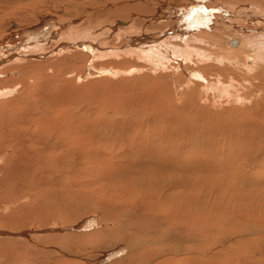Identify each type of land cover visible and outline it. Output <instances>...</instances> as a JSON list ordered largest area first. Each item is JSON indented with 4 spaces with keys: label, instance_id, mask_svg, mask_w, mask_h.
<instances>
[{
    "label": "rangeland",
    "instance_id": "rangeland-1",
    "mask_svg": "<svg viewBox=\"0 0 264 264\" xmlns=\"http://www.w3.org/2000/svg\"><path fill=\"white\" fill-rule=\"evenodd\" d=\"M76 1L12 0L11 4L4 5L5 8L0 4V39L11 32L37 27L45 17L58 19L76 14L81 7L79 4L88 2ZM99 1L109 4L106 9L111 8L108 14L111 22L122 15L126 19L124 28L129 27L134 18L136 27L145 26L143 23L147 17L143 14L146 12L140 4L148 0H136V6L124 4L125 0H89V4L97 5ZM162 1L157 3L167 6L162 11L169 12V21L163 18L168 29L172 27V18L176 17L179 25L188 24L194 29L191 22H200L205 15L210 25L215 19H223L217 24L227 27L232 23L229 28L236 25L238 31L234 33L240 36L251 34L260 37L264 34V23L256 24L244 21L245 17H238L236 24L228 20L229 10L217 6L215 0ZM171 5L174 8L179 5L184 9L194 8L188 11L189 14L178 13L177 9H171ZM138 15L141 17L137 18ZM188 19L191 22L187 23ZM43 28L46 26L40 31H44ZM130 35L128 33L122 43ZM9 38H13L12 35ZM233 39L239 40V37L229 40ZM151 40L161 38L155 35ZM43 43L49 49L45 51L48 55L44 54L43 59H32L41 62L38 64L44 67L42 75L35 74V79L23 84L19 82L18 65H12L14 68L0 74L1 80L10 79L19 84L17 92L22 90V85L30 88L31 105H43L35 114H38L39 121L43 119L44 125H31L27 130L29 138L34 139V145L41 150H37V156L29 159V163L26 161L31 166L27 179H15L20 180V184L12 180L10 184L14 181L12 185L16 188L9 187L12 193L15 192L14 196L19 188L17 196L26 190L29 194L37 189L39 194L48 192L44 199H27L31 202V206L29 202L26 205L29 209L23 208L22 215L19 211L18 214L14 212L16 215L13 213V217L25 225L42 223L45 227L50 220L56 219L63 237L56 242L54 238L46 240L45 236L42 237L44 241L52 242L50 247L41 238L21 240L16 246L23 249L17 252L27 251L28 255H37V260L47 264H264V75L261 80H254L255 70L249 76L253 77L252 82L246 86L239 82L246 74L231 70L238 84L235 82V87L228 89L229 96L218 94V97L210 86L208 94L200 90L203 85L212 83L205 75L212 78L213 73L209 72L214 70H207L206 74L182 70L185 75L181 71L178 74L174 71V74L171 70L148 67L114 77L103 69L99 70L103 65V68L112 66L106 60L92 68V72L98 74L84 75L85 53L57 56V50L54 54L52 52L51 43ZM99 48L97 52H107L105 46ZM169 48L173 55V48ZM183 52L190 57L195 56L190 51ZM252 61L247 60V64L251 65ZM129 63L122 64L123 69H128ZM258 67H264V62ZM228 71H215L221 84L230 78L231 72ZM238 75L242 77L239 79ZM242 90L243 95L247 94L250 99L239 97V101H235V94ZM213 97L218 99L209 101L208 98ZM11 116L17 119L23 113L13 110ZM61 171L62 179H67L63 185H72L69 195L73 198L62 186L46 184L47 187L43 185L40 190L37 186V180L43 178L44 182H49L54 179L52 176L58 178ZM49 173L52 176L46 175ZM34 184L36 190L30 187ZM26 185L30 188L26 189ZM36 206L41 210L35 209L40 218L32 220L36 212H31ZM27 212L31 213L30 216ZM41 214L45 217L42 218ZM21 217L30 222L26 223ZM74 218L83 225L77 222L81 227L74 226L73 235L66 236L70 232L65 223ZM33 241L38 244L33 246ZM56 247V250H51Z\"/></svg>",
    "mask_w": 264,
    "mask_h": 264
},
{
    "label": "bare ground",
    "instance_id": "bare-ground-1",
    "mask_svg": "<svg viewBox=\"0 0 264 264\" xmlns=\"http://www.w3.org/2000/svg\"><path fill=\"white\" fill-rule=\"evenodd\" d=\"M78 1L80 2V0H77L76 2H78ZM118 1L119 0H117V2ZM125 1L126 2H124V4H126V5H128V4H135V6L137 5L136 0H125ZM139 1H143V0H139ZM159 1L160 0H148L143 4H140V6L146 12L144 14L142 13L143 15H146L144 17H147V20L144 21V23H143L145 26L136 27V21L134 20L136 18L132 17L134 19L130 22V24L129 23L125 24V26L128 24L130 26L127 28H124L123 22L126 19L122 15L121 16L119 15L120 17H117V19H121L118 21L119 25H117L116 24L117 19L114 22H111L110 20H108V14H110L109 10L111 8H108V9H106V8L109 7V4L107 5L105 3H101L100 1H99L100 4H97V5L91 4V3L89 4V0H88V2H86V3L83 2V4H79L81 7H79V9H77L76 14H72V15L69 14V15H67V17L66 16H64V17L58 16V17H60L58 19H56L57 17L56 18L45 17L44 19H41L39 21L40 25L37 27H32L31 29L17 31V32L16 31L11 32L8 36H4L3 39H0V74H2L1 71L10 70L11 68H14L15 66L18 65V71L20 73L19 82H22L23 84H26L31 79H35V76H34L35 74L42 75L41 73L43 72L44 67L42 65L38 64L41 62H39V61L36 62V61H33L32 59H36V60L41 59L44 54L48 53V52L47 53L45 52V51H49V49L46 48V46H44V43H43V41H44L45 43H47V42L49 44L51 43V47H53L52 52L54 54L56 52L55 50H57V52H58V53L56 52L57 56H61V55L64 56V54H67V55L68 54H78V55H80V54L85 53L83 55V60L85 61V59H86V66H85V70L83 72L84 75L98 74L99 72H97V73L92 72L93 71L92 68L96 64H98L99 62L106 61V60L111 62L112 66L110 64L106 68H103V66H104L103 65V66H100L101 68L98 67L97 69L100 68L99 69L100 71L104 70L105 73L111 74L112 76L114 75V77H115V75H117L119 73L125 74L126 72H129L131 74L132 72H136L138 70H143L144 68H148V67L149 68L152 67L154 69L156 68L155 70H159V68H160V70L162 69V71L163 70H171V72L175 71L176 73L181 71L185 75H186V73L183 72L182 70L195 71V72L199 71L200 73L204 72V74H206L207 70H214V72H209L210 74L213 73L212 78L210 77V75H205L207 77V80L209 79V81L212 83H209L210 85L208 83L205 86L203 85L204 88H202L203 86L202 87L199 86V87H200V90L204 91V92H207V90L209 91L210 89H212L213 91H216L215 95L216 94L217 95L218 94L227 95V93L230 91V89L233 88L232 86L235 84V82L237 80L235 79L236 75L234 76L231 70H238V72L246 74V75H244L243 79H240L241 75L240 76L238 75L239 79H240L239 82L244 83L246 86L249 85L250 82H252L253 77L251 78L249 76H251L255 70H256V72H255L256 77L254 78V80H261V78L264 75V67H262L260 69L258 67V64L260 65L264 62V34H262L260 37H256V36L251 35V34L240 36L239 34L234 33V31H238V29H236V27H237L236 25L234 27L229 28V25L232 24L230 22H229L230 24L228 25V27H227V25L225 26L222 23L217 24V22L218 23L222 22L223 19H218V20L215 19V22H212L210 25V24H208V20L205 18L206 17L205 15H203L202 18L199 17L201 19L200 22H191L190 19L187 20V23L191 22L193 24L192 26H194L193 27L194 29H191L190 26H188V24L187 25L186 24L179 25L177 22L178 18L176 17L174 19V18H172L173 16L171 15L173 23H171L172 27L170 26L171 28L168 29L167 23L166 24L163 23V20H164L163 18H167V19H165V21L166 20L169 21V16H168L169 12L164 11L165 12L164 13L162 11L167 6L161 4V2L157 3ZM208 1L211 2L212 0H208ZM228 1H229L228 3H226L225 0L224 1L215 0V2H214V3L218 2L217 6H219V5L223 6L222 7L223 9H228L230 11V12L227 11V13H228L227 15H230V16H228V20H233L235 22L236 18H238V17L244 18L245 17L244 21L249 20L253 23L256 22V24L264 23V0H228ZM162 2H165V1H162ZM11 3H12V0L11 1L0 0V4H3V8H5V6H4L5 4H11ZM178 3L180 4V2H178ZM183 4H185V3H183ZM191 4H193V3H190V5ZM180 6L181 5L177 6L176 8H174V6H172L171 9H177L178 13L184 12V13L189 14L188 11L189 10L192 11L194 8L193 7L192 9L191 8L184 9V8H180ZM132 7H133V9H135L134 6H132ZM195 7H196V5H195ZM0 8H1V6H0ZM118 8H120V7H118ZM129 8H127V9H129ZM138 8H139V6H138ZM139 9H141V8H139ZM152 10H155V11H152ZM130 13H132V12H130ZM114 14H116V12ZM117 14H116V16H117ZM130 16H131V14H130ZM138 17H141V16L138 15L137 18ZM141 20H143V19H141ZM115 25L120 27L121 32L119 31V29ZM157 25H162V26L159 28H156ZM45 26H46V28H43L44 31H42V30L40 31V29H42V27H45ZM51 26H52V28H51ZM147 28L151 29L152 31L153 30H155V31L150 32L149 30H147ZM224 31H225V33H224ZM128 33L131 35L125 39L126 41L124 43H122L124 40L123 38L127 37ZM11 35L13 38H9ZM155 35L157 37H160L161 40H156V41H153L155 39L151 40ZM203 37H206L208 39L203 38ZM231 37H239V40H234V39L229 40ZM204 39H206V41H203ZM14 40H17V41H14ZM111 40H113V41H111ZM164 42H166V44ZM237 43H240V44L238 47H235L237 45ZM196 44L198 46L200 45L201 48H205V49L198 48L196 46ZM166 45L173 48L172 49L174 52L173 55H172V52H170V48L167 47ZM76 46H78V47L76 48ZM99 46L100 47L105 46L106 48H104V49L107 52L103 53V54L101 52H97L96 50L100 49ZM230 47L234 48V49L231 50ZM58 50H60V51H58ZM182 50L185 52L190 51L195 56L190 57V56L184 54V52ZM176 52L178 54H176ZM198 54L200 56H198ZM63 56H62V58L64 59ZM174 56H175V58H174ZM53 57L55 58V56H53ZM170 57H171V59H170ZM198 57H200V60L202 62L199 60ZM43 58H45V57H43ZM62 58H60V59H62ZM169 59L171 61H168ZM250 59L253 60L251 65L247 64V60H250ZM207 60L208 61L209 60L215 61L217 64L216 63H215V65L213 63L211 64L210 63L211 61L208 62ZM62 61H65V60H62ZM117 61H119V62H117ZM127 62H130L129 64L131 66L128 67V69L127 68L123 69L124 66H122V64L127 63ZM197 63H199V64H197ZM28 68H30V70ZM118 70H123V71H118ZM216 70H222V71H228L229 70L228 72H231V74L228 75L230 77L229 79H227L228 81H225L224 84L222 81V84H221L220 77L218 76L217 73H215ZM175 72H174V74H175ZM233 72H235V71H233ZM220 76H222V75H220ZM85 77H87V76H85ZM196 85H197V83H196ZM12 86H17V87H12ZM18 86H19V84L13 82V80L11 81L9 79V80L5 81V80L0 79V264H44L43 262H45V264H47L46 261L42 262L39 259L40 257L38 258L39 260H37V258H36L37 255H35V257H33L34 254H33V256H31V254L28 255L29 252L27 253V251L26 252L21 251L22 253H18L20 250L23 249V247H17L16 246L17 243H19V241H21V240H23V241L24 240H31L32 238L35 240H39L40 238L43 239L42 237L45 236L46 240L48 238L49 239L54 238V240L56 239L55 240V242H56V241H58V239L63 237V236H60L61 230H60V227L58 226L57 222L55 221L56 219L53 220L52 222L50 220L49 225L45 227L42 225V223L38 224V226H35V225H37V223L35 225L33 224V226H32V224L25 225V224H23L25 222H23V221H21L22 223L20 221L18 222L13 217L16 215L15 213L18 214V211H19V213H21L22 212L21 210L26 207L27 203L29 202V200L27 201V199L30 198V200H33V201L34 200L36 201V199L37 198L39 199V197H41V199H44V198H46L45 194L48 193L46 191H45L46 193L45 192L44 193L42 192L40 194L37 193L38 189L36 190V188H34V187H36L35 184H34V186L30 185V187H33L36 190V192L34 193L33 192L34 189L33 188L31 189L33 194H29L30 192L26 193V191H27L26 190V191H24V193L20 192V195L17 196V194H19V189H20L19 188L18 191H16L17 194H15V196H14L15 192L12 193V190H11V188L14 186V185H12V183L14 184V181H16V183L18 182L20 184V180L18 181L15 179H20V177H21V181L27 179V175H26V174H28L27 171L29 169H31V166H29V164H28L29 159H32L33 157H35L36 152H38L37 150L39 149L37 147L38 145H34L35 144V142L33 141L34 139L29 138V136H28L29 132H27V130L29 129V126H31V125H39V124L42 125L43 124V121H42L43 119L41 121H39L38 116H37L38 114L37 115L35 114V113H37L35 111H38L41 109L42 104L40 105V103H38L36 105H31L32 98L29 95L30 88H28L27 86L23 87V85H22V90H20V91L18 90V92H17L16 90H17ZM34 86H36V85H33V87ZM218 86H221L220 88H222L225 91L221 92L222 90L219 89ZM234 87H235V85H234ZM195 88H196V86H195ZM228 89H229V91H228ZM234 89H237V88H234ZM187 90H188V88H187ZM173 91H174V89H173ZM213 91H212V93L214 94ZM231 91H233V90H231ZM184 92H186V91H184ZM243 92L244 91L242 90V92H240V93L238 92V94L237 93L235 94V98H234L235 101H236V99H237V101H239L238 100L239 97L240 98L248 97V95L246 93H245L246 95H243ZM187 93H188V91L186 92V94ZM207 94H208V92H207ZM175 95H176V93H175ZM227 96H229V95H227ZM176 97H177V95H176ZM179 97H180V95H179ZM210 97H212V94ZM218 97H220V96L218 95ZM218 97H216V98L213 97V98H208V99H209V101L215 102V99L217 100ZM212 102H210V103H212ZM13 110L22 112L23 116L20 118H17V119L11 118ZM39 150H41V149H39ZM63 157H61V158H63ZM27 160H28V163H26ZM56 163H54V164H56ZM62 164L64 165V163H62ZM75 164H77V163H75ZM60 169H62V167ZM28 172H30V171H28ZM30 174H31V172H30ZM44 174H45V172H44ZM50 174L51 173L46 174V175H49V177H50V176H52V174L51 175ZM59 174L60 175L58 178L56 176H52V177H54V179L52 178V180L49 182L45 181L46 183L43 181V178H42V180H40L39 178H38L39 180H37V178L35 177L39 183L37 185L39 187V190H40V187L43 185H45L46 187L48 184L51 186H53V185L58 186L59 185V186H62L63 189L65 190V192L69 195V193H70L69 189H71L72 185H70L69 187L64 186L65 183L63 181H66L67 179L66 178L64 180L62 179L64 177L62 171ZM71 175L73 176V174H71ZM49 177H48V179H49ZM30 178L31 177L29 175V179ZM32 178H33V176H32ZM12 180H14V181L11 182V184H10V181H12ZM29 181H26V182H28V184H29ZM33 181H34V179H33ZM33 181L30 183L32 184L35 182V181L34 182ZM19 184H17V185L20 187ZM71 184H73V182H71ZM9 185H11V188L9 187ZM28 186L25 188L26 189L30 188ZM14 187L16 188V185ZM22 188H24V186H21V189ZM47 190H49V189H47ZM62 193H63V190H61L60 194H62ZM42 194H44V195H42ZM31 195H33L35 198L33 199V196H31ZM69 197L73 198L70 195H69ZM66 198H64V199H66ZM21 200H23V201L26 200V201H24L26 203H24L23 201H22V203H19V202H21ZM70 200L71 199H69V201ZM76 200H75V202H77ZM29 203H30L29 206H31V202H29ZM73 203H74V201H73ZM35 204H36V202H35ZM76 204H73V205H76ZM38 205H39V201H38ZM32 206H34V205H32ZM28 207H26V209ZM31 208H30V210H31ZM35 209L39 210V208L36 206V208L32 209L33 212H31V213H34ZM42 209H43V207H42ZM39 211H41V210H39ZM25 212H26V210H25ZM35 212H36V210H35ZM13 213L15 215H13ZM29 213L27 212L26 214H29ZM37 213L38 212H36V214H35L34 218H32V220L35 219V217L40 218L39 216H37L39 213L38 214ZM30 214H29V216H30ZM21 215H22V213H21ZM26 216L27 215H25V217ZM40 216L42 217V214ZM50 216H53V214ZM82 216L84 218V215H82ZM43 217H45V215ZM54 217H56V216L54 215ZM145 217H146V215H145ZM24 218L21 217V220L23 219L24 221H26V219H24ZM29 218L31 219V217H29ZM76 219L77 218H74L72 220H68V222L65 223V226H67V228H69V232H70V233L66 234V236H68L70 234L73 235V233L75 232L74 226L77 225V222H80L81 218L79 217V219H80V220L78 219L79 221ZM27 221H29V220H27ZM27 221H26V223H27ZM142 221H143V219H142ZM54 223H56V224H54ZM62 223H64V222H62ZM83 223H84V221H83ZM123 223H125V222H123ZM138 223H140V222L138 221ZM80 224L83 225L81 222H80ZM86 225H88V224H86ZM77 226H80V225H77ZM84 229H85V227H84ZM23 241H22V243H23ZM43 241H44V239H43ZM43 241L41 240V242H43ZM45 241L43 243L46 244L48 247L53 246L52 242H50L49 240H48V242L46 241V243H45ZM61 241H62V239H61ZM141 242H144V241H141ZM149 242H152V241L150 240ZM43 243H41V244L44 245ZM32 244L34 246V244L37 245L38 243L36 244L33 241ZM41 244H39L38 247ZM67 244H68V242H67ZM33 246H31V247H33ZM57 247H59V246H57ZM57 247L54 249L52 248L51 250L54 251L57 249ZM41 252L43 253V251H41ZM55 253H57V252L55 251ZM21 254H23V255H21ZM45 255H47V254H45ZM45 257L48 258L49 256H45ZM43 259H45V258H43ZM51 261H53V260H51Z\"/></svg>",
    "mask_w": 264,
    "mask_h": 264
}]
</instances>
